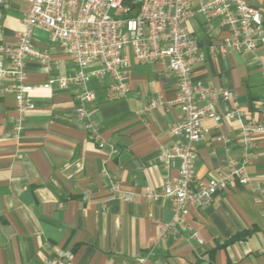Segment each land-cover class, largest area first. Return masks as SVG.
I'll return each mask as SVG.
<instances>
[{"label":"crops","instance_id":"0c3cea01","mask_svg":"<svg viewBox=\"0 0 264 264\" xmlns=\"http://www.w3.org/2000/svg\"><path fill=\"white\" fill-rule=\"evenodd\" d=\"M246 1L262 13L264 28V0ZM190 2L195 8L196 0ZM26 8L27 0H3L0 44L16 43ZM187 26L204 57L193 67L194 79L230 90L242 120L258 119L264 45L253 53L213 54L210 47L227 33L219 21L197 14ZM32 44L49 61L26 62L29 83L39 86L50 77L72 74L68 54L46 33L34 29ZM97 70L98 65L88 69L96 94L90 117L99 137L117 149L113 156L109 147L97 148L76 118L70 91L36 87L31 93L35 109L16 129L14 97L3 91L7 81L0 83V264H44L68 256L71 264H264V133L252 137L247 183L233 179L210 205L192 207L185 217L201 243L188 235L161 239L157 225L172 219L171 203H149L143 193L162 184L161 148L183 141L167 134L179 119L170 104L175 78L161 63L130 59L129 95L108 102L104 88L110 78L98 77ZM157 96L163 103L144 114ZM232 108L218 101L210 109L221 120L202 121L207 135L197 144L196 161L201 181L225 174L228 160L242 159L240 125L225 119ZM178 166L176 161L170 176L177 175ZM110 181L119 185L117 196L109 194ZM235 236L240 239L231 242Z\"/></svg>","mask_w":264,"mask_h":264},{"label":"built area","instance_id":"2783aa9c","mask_svg":"<svg viewBox=\"0 0 264 264\" xmlns=\"http://www.w3.org/2000/svg\"><path fill=\"white\" fill-rule=\"evenodd\" d=\"M2 4L0 0V21ZM197 14L207 20L217 19L227 32L220 43L210 47L213 54L253 53L264 45L262 13L246 0H196L195 8L190 0H27L24 28L17 33L16 43L0 44V83L7 81L3 91L14 97L18 116L16 129L27 113L35 109L31 93L36 87L70 91L77 102L76 118L83 122L84 130L96 141L97 148L109 147L108 154L113 156L118 153L117 149L99 137L90 117L96 94L89 86L88 69L98 65L96 75L110 78L104 88L105 97L108 102H115L129 95L130 59L138 64L165 65L176 81V96L170 104L176 107L179 118L167 134L176 139L181 137L183 141L161 148L162 184L156 189H146L143 198L149 203H171L172 219L157 225L161 239L188 235L201 243L185 217L192 207L210 205L233 179L241 185L247 183L245 165L252 155V137L264 133V65L261 70L263 96L256 103L259 118L243 121L230 90L210 87L193 77V67L204 59L198 41L187 26ZM34 29L46 33L50 43L68 54L74 65L72 74L50 77L39 86L27 81L24 70L27 61L41 65L49 61V55L32 44ZM218 101H227L233 106L225 119L240 125L238 144L242 159L228 160L225 174L201 181L196 176L197 144L207 135L202 121L205 118L221 120L210 109ZM162 103L160 96L155 97L144 107L143 113ZM176 161L179 163L177 175L172 177L170 170ZM118 193L119 185L110 181L109 194L117 196ZM123 198L130 200L128 196ZM44 264L71 263L68 256Z\"/></svg>","mask_w":264,"mask_h":264},{"label":"trees","instance_id":"16d2710c","mask_svg":"<svg viewBox=\"0 0 264 264\" xmlns=\"http://www.w3.org/2000/svg\"><path fill=\"white\" fill-rule=\"evenodd\" d=\"M238 239H240V237L239 236H235V237H233V239L231 240V242H234V241H236Z\"/></svg>","mask_w":264,"mask_h":264},{"label":"rangeland","instance_id":"374dc122","mask_svg":"<svg viewBox=\"0 0 264 264\" xmlns=\"http://www.w3.org/2000/svg\"><path fill=\"white\" fill-rule=\"evenodd\" d=\"M111 14H113V13H111Z\"/></svg>","mask_w":264,"mask_h":264}]
</instances>
